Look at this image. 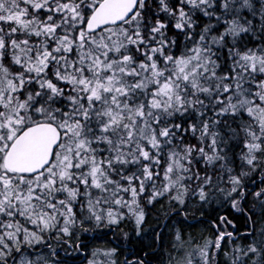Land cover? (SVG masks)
Listing matches in <instances>:
<instances>
[{"label": "snow or ice", "instance_id": "6c2138e0", "mask_svg": "<svg viewBox=\"0 0 264 264\" xmlns=\"http://www.w3.org/2000/svg\"><path fill=\"white\" fill-rule=\"evenodd\" d=\"M257 172L264 0H0V264H59L41 249L79 251L73 237L129 217L141 236L142 201L162 198L173 210L197 199L246 213L251 240L225 255L264 264ZM218 221L203 244L175 232L183 255L169 264H212L210 250L234 239L219 231L228 216ZM116 252L96 249L88 264H117Z\"/></svg>", "mask_w": 264, "mask_h": 264}, {"label": "trees", "instance_id": "16d2710c", "mask_svg": "<svg viewBox=\"0 0 264 264\" xmlns=\"http://www.w3.org/2000/svg\"><path fill=\"white\" fill-rule=\"evenodd\" d=\"M169 35L171 36L173 33L170 32ZM244 39L246 42L249 40L248 37ZM253 43L255 40L249 43V46L251 47ZM232 127L234 128L235 124ZM187 139L196 143L190 135ZM240 151L241 147L236 144H233L229 151V157L235 160L236 167L240 163L238 159ZM196 167L203 168V162L201 161ZM211 171L212 169L209 168V172ZM249 180L252 182L249 184L250 191L264 188V183H261L264 180V172L252 173ZM142 204L145 207L146 217L145 223L141 226V236L136 235V225L134 220L129 217L119 225L112 226L111 229H99L95 232L80 234L79 240L73 237L71 241L73 245L76 243L84 245L79 251H73L66 245L60 246L62 250L55 257H51L47 249H41V251L49 256L50 260L58 261L59 264H88V261L92 259L91 253L94 250L112 248L117 250L116 255L112 257L117 264H124L125 260L130 262L142 260L144 264H169V256L178 259L183 255L182 252L173 250L175 232H181L185 240L189 241L191 245L203 244L205 239H215L217 229L214 227V223H219L218 217L221 215H227L232 221V226L221 227L219 231L233 232L234 239L222 241V251L210 250V255L214 254L212 264H230L229 257L225 253L231 254L234 247H243L251 240V237L246 238L244 236L249 228L246 213L237 212L228 204H221L219 201L201 204L197 199H190L186 206L175 208V210L164 198L154 205H147L143 201ZM252 206L253 197L249 196L247 204L242 205V207L247 209ZM255 207L257 211H260L258 204ZM253 219L257 221V229L264 226L261 217L253 216ZM85 227L91 228L92 225H85ZM124 233L128 234L127 238H125ZM157 233L162 234L161 239H156ZM52 244L53 248L57 247V242L54 239ZM185 249L190 250V245L186 244ZM99 259L103 260L104 257L101 256Z\"/></svg>", "mask_w": 264, "mask_h": 264}]
</instances>
